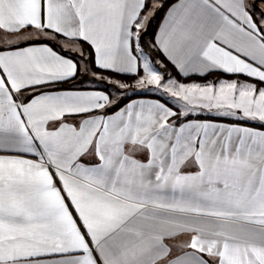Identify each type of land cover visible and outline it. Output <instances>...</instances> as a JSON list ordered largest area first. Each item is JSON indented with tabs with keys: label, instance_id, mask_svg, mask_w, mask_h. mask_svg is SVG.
<instances>
[{
	"label": "snow or ice",
	"instance_id": "6c2138e0",
	"mask_svg": "<svg viewBox=\"0 0 264 264\" xmlns=\"http://www.w3.org/2000/svg\"><path fill=\"white\" fill-rule=\"evenodd\" d=\"M0 264H264V0H0Z\"/></svg>",
	"mask_w": 264,
	"mask_h": 264
},
{
	"label": "rangeland",
	"instance_id": "374dc122",
	"mask_svg": "<svg viewBox=\"0 0 264 264\" xmlns=\"http://www.w3.org/2000/svg\"><path fill=\"white\" fill-rule=\"evenodd\" d=\"M212 77H210L209 79H211ZM82 79L83 80H85V81H87V80H89L90 79V77H87V76H85V77H82ZM197 79V78H196ZM200 82H203V81H200ZM89 85H92V84H89ZM95 86V85H94Z\"/></svg>",
	"mask_w": 264,
	"mask_h": 264
},
{
	"label": "crops",
	"instance_id": "0c3cea01",
	"mask_svg": "<svg viewBox=\"0 0 264 264\" xmlns=\"http://www.w3.org/2000/svg\"><path fill=\"white\" fill-rule=\"evenodd\" d=\"M84 87H95L94 85L85 84Z\"/></svg>",
	"mask_w": 264,
	"mask_h": 264
},
{
	"label": "trees",
	"instance_id": "16d2710c",
	"mask_svg": "<svg viewBox=\"0 0 264 264\" xmlns=\"http://www.w3.org/2000/svg\"><path fill=\"white\" fill-rule=\"evenodd\" d=\"M162 15V14H161ZM210 78V77H209ZM198 79V78H197ZM65 87H70V85H65Z\"/></svg>",
	"mask_w": 264,
	"mask_h": 264
}]
</instances>
